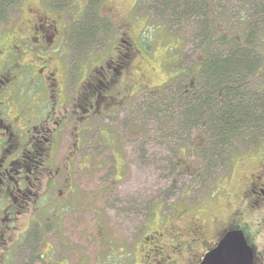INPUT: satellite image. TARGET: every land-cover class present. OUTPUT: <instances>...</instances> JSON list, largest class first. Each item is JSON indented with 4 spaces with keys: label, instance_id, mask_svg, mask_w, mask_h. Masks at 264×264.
<instances>
[{
    "label": "flooded vegetation",
    "instance_id": "flooded-vegetation-1",
    "mask_svg": "<svg viewBox=\"0 0 264 264\" xmlns=\"http://www.w3.org/2000/svg\"><path fill=\"white\" fill-rule=\"evenodd\" d=\"M89 1L76 3L78 17ZM41 2L21 8L12 25L8 3L0 11V264H199L231 231L243 234L253 264H264V123L246 128L245 146L233 153L231 166L240 162L242 177L226 192L225 212L212 219L210 237L199 217L183 212L174 222L149 209L137 222L132 208L107 204L118 200L126 175L127 164L117 157L128 146L131 124L120 125L119 134L104 124L118 105L109 89L117 76L131 78L135 51L114 36L112 55L75 91L55 52L68 33L56 13L72 2ZM107 10L110 16L98 20L120 21L115 7ZM260 55L256 71L242 69L244 81L252 73L264 78ZM138 224L142 231L134 236ZM122 228L128 229L125 249Z\"/></svg>",
    "mask_w": 264,
    "mask_h": 264
},
{
    "label": "rangeland",
    "instance_id": "rangeland-1",
    "mask_svg": "<svg viewBox=\"0 0 264 264\" xmlns=\"http://www.w3.org/2000/svg\"><path fill=\"white\" fill-rule=\"evenodd\" d=\"M39 1L17 0L16 6H7L5 11L8 10L10 24L19 17L21 8L26 11L30 6H38ZM45 1L41 3H47ZM68 1L72 2L70 7L56 13L60 18L59 28L68 33L62 38L60 51L55 52L67 68V83L75 91L112 55L119 36L127 39L135 51L131 78L117 76L114 88L109 89L118 105L112 118L104 124L118 134L120 125L131 124L132 133L126 135L128 146L117 157L127 164L126 175L120 182L122 187L116 191L118 200L111 199L107 204L114 209L132 208L137 222H141L140 216L149 209L159 211L161 216L166 215L174 222L181 212L199 217L210 237L212 219L225 212L226 192L240 182V162L235 161L231 166V145L221 143L216 136L210 140L205 130L200 132L186 126L180 116L184 109L170 102L176 99L178 86L185 87L189 83L198 88L204 86L200 75V64L203 63L204 68L206 64L203 51L212 50L215 43L208 47L209 41L218 36L231 37L245 48L244 37L254 40L250 48L255 49L257 55L255 52V61L249 62L246 71H256L262 62L260 52H264V0H217L205 5L210 6L213 19L221 21L218 33L212 31L213 34L205 30L215 28L211 15L206 11L203 15L186 12L178 3L170 6L156 0H90L84 15L78 17L79 5L83 6L84 0ZM63 2L57 0L56 3ZM110 6L120 14V21L112 17V21L98 20L97 15L110 16L107 10ZM197 11L202 13V10ZM216 51L219 53V49ZM197 67L200 70L194 69ZM242 76L239 74L236 78ZM249 76L250 82L239 80L231 92L237 93L238 98L244 96V102L249 95H264V78L258 79L256 73ZM131 114L134 115L132 121L129 120ZM256 120L259 125L264 123V114H257ZM260 131L264 136L263 126ZM120 139L125 146L121 136ZM106 154L109 155L107 162H112L109 152ZM136 228L134 236L142 231L140 224ZM125 231L128 229L122 228L120 234L123 249L127 244ZM135 247L139 251L140 240ZM141 254L139 252L138 257Z\"/></svg>",
    "mask_w": 264,
    "mask_h": 264
},
{
    "label": "trees",
    "instance_id": "trees-1",
    "mask_svg": "<svg viewBox=\"0 0 264 264\" xmlns=\"http://www.w3.org/2000/svg\"><path fill=\"white\" fill-rule=\"evenodd\" d=\"M156 1L159 4H170V6L178 3L181 8L186 9V12H193L194 14L203 15L206 11L207 14L211 15L212 25H215V28H205V30L209 34L218 33L221 21L213 19L210 6H205L214 1L217 2V0ZM5 2L11 7L16 6L17 0H0V11L6 6ZM180 2L182 3L180 4ZM197 10H202V13ZM212 31L214 32L212 33ZM244 39L246 46L253 43L252 39L249 41H247L248 38L244 37ZM214 43L212 50L203 51L206 54L204 57L206 64L205 68L203 63L200 64L202 66L200 75L204 86L198 88L195 85L191 86L190 83L185 87L178 86L174 97L176 99L170 103H175L179 105V108L184 109V111H180V113L182 112L180 116L185 119L186 126L200 129L199 131L205 130L210 140L216 136L221 143L231 145L232 148L229 151V162L231 163L233 153L244 143L247 135L246 128L257 122V120L255 121L257 114H264V96L249 95V100L245 103L243 101L244 96L238 98L237 93H231L235 90L234 86L239 80L244 82L245 74L242 69H246V66L250 64L249 62L254 63L255 61V54H252L253 48L248 50L245 46L239 45L235 39L223 35L218 36L216 40L211 39L208 47ZM218 49L219 53L216 51ZM239 74H243V76L236 78ZM178 124L180 125L177 121Z\"/></svg>",
    "mask_w": 264,
    "mask_h": 264
},
{
    "label": "water",
    "instance_id": "water-1",
    "mask_svg": "<svg viewBox=\"0 0 264 264\" xmlns=\"http://www.w3.org/2000/svg\"><path fill=\"white\" fill-rule=\"evenodd\" d=\"M199 264H253V250L240 231H231L204 255Z\"/></svg>",
    "mask_w": 264,
    "mask_h": 264
}]
</instances>
